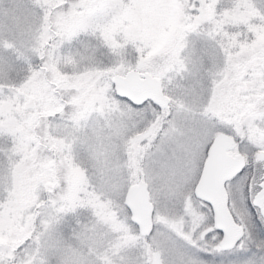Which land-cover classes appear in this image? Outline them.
Returning <instances> with one entry per match:
<instances>
[{"label": "snow or ice", "instance_id": "obj_1", "mask_svg": "<svg viewBox=\"0 0 264 264\" xmlns=\"http://www.w3.org/2000/svg\"><path fill=\"white\" fill-rule=\"evenodd\" d=\"M24 12L34 62L21 83L0 84V105L28 102L9 163L33 178L20 227L34 219L23 243L0 244V264L62 254L76 208L114 211L106 191L170 264H264V0H29ZM16 70L0 63V75ZM100 121L111 150L73 184L72 145ZM15 193L0 175V213Z\"/></svg>", "mask_w": 264, "mask_h": 264}, {"label": "rangeland", "instance_id": "obj_2", "mask_svg": "<svg viewBox=\"0 0 264 264\" xmlns=\"http://www.w3.org/2000/svg\"><path fill=\"white\" fill-rule=\"evenodd\" d=\"M28 4L29 0H0V25L7 24L16 34L15 38L0 39V63L10 62L17 69L11 77L0 75V84L3 85L21 83L28 72L26 58H32L34 62V53L30 51L34 46V40L27 35L29 25L24 12L25 5ZM2 31L3 29L0 28V32ZM36 95L38 90L34 88L30 98ZM27 106V101L23 105L17 103L15 108L11 105H0V113L8 114L6 123L0 125L4 129L0 132V160L4 164L0 169V175L7 176L16 188L15 198L5 211L0 213V232L4 233L0 235V244L23 243L29 234L27 228L34 219L32 216L26 217L25 227H20L19 221L28 207L33 178L29 176L28 169H20L9 163L15 158L13 138L17 133L25 131L18 125L16 117L21 116ZM102 124L103 121H100L95 129L88 130L85 142L78 141L72 145L74 168L70 178L73 184L80 182L83 169L87 168L91 172L98 155L103 158L104 152L111 150L108 147L109 134L103 130ZM51 174L55 175L54 172ZM105 199L109 208L114 211L108 212L103 217H98L94 208H76L75 216H70L68 222L64 224V236L68 239L66 246L61 245L62 254L49 250L45 257L46 264H68L70 257L82 259L84 264H143L148 253H151L152 259L155 251L161 253L163 264H170L171 257L167 251L159 249L151 241L149 246L145 247L143 239L136 237L135 230L125 224L118 194L106 191ZM66 203L69 207L73 204L71 200ZM160 212L156 229L163 232L169 227L168 218L163 208ZM117 214H119L118 220ZM76 221H80L81 226L75 229L76 238H72L69 236V230ZM85 226L94 227L95 231L85 237L81 235Z\"/></svg>", "mask_w": 264, "mask_h": 264}, {"label": "water", "instance_id": "obj_3", "mask_svg": "<svg viewBox=\"0 0 264 264\" xmlns=\"http://www.w3.org/2000/svg\"><path fill=\"white\" fill-rule=\"evenodd\" d=\"M135 201H136V207L138 210L143 208V204H144V197L138 195L135 197ZM152 260L155 261V264H163L162 260H161V254L159 251H155L152 257Z\"/></svg>", "mask_w": 264, "mask_h": 264}]
</instances>
